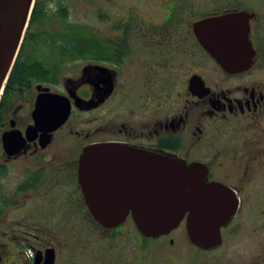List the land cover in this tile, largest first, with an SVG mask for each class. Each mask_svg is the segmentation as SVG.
Here are the masks:
<instances>
[{"label":"flooded vegetation","instance_id":"flooded-vegetation-1","mask_svg":"<svg viewBox=\"0 0 264 264\" xmlns=\"http://www.w3.org/2000/svg\"><path fill=\"white\" fill-rule=\"evenodd\" d=\"M161 1L163 9L145 16L119 17L115 38L95 33L97 42H89L87 25L69 12L77 0H35L0 99V264H73V246L85 241L73 234L76 226L113 229L114 242L115 228L133 220L129 215L107 228L89 210L79 169L85 147L96 144L206 165L208 179L229 186L238 201L221 234L236 226V186L215 176L209 163L215 157L196 153L204 142L215 152L224 143L237 159L261 132L264 0ZM53 15L65 20L57 33L45 26ZM73 32L82 41H65ZM135 36L146 41L131 42ZM136 45L142 53L132 51ZM40 97L67 107L65 122L36 124ZM172 232L134 236L129 264L135 256L138 264L149 263L152 242L174 245ZM114 258L118 264L123 256ZM168 260L160 264L173 263Z\"/></svg>","mask_w":264,"mask_h":264},{"label":"water","instance_id":"water-1","mask_svg":"<svg viewBox=\"0 0 264 264\" xmlns=\"http://www.w3.org/2000/svg\"><path fill=\"white\" fill-rule=\"evenodd\" d=\"M33 4L34 0H0V97ZM50 99H38L35 120L39 125L56 120L57 127L68 117V108L54 107ZM79 171L89 210L107 228L131 215L141 233L159 236L186 218L190 240L210 249L222 242L221 228L238 206L229 186L208 179L206 165L171 156L96 144L85 147Z\"/></svg>","mask_w":264,"mask_h":264},{"label":"rangeland","instance_id":"rangeland-1","mask_svg":"<svg viewBox=\"0 0 264 264\" xmlns=\"http://www.w3.org/2000/svg\"><path fill=\"white\" fill-rule=\"evenodd\" d=\"M66 1L70 5L69 0ZM77 1L78 5L72 6L71 11L69 10L72 20L86 24L92 35L97 34L105 38H115L119 32L117 29L119 17L125 19L129 15L138 18L145 16L147 10L163 9L164 6L161 0H88L87 3L84 0ZM103 12L105 16H101ZM120 23L124 24V22ZM137 23H140L142 27L146 25L139 21ZM64 24V16L53 15L47 19L45 26L53 33H57L65 28ZM76 35L78 34L73 32V36L82 41L80 36L76 37ZM87 38L89 42H97L95 37L88 35ZM72 39L73 37L65 41H72ZM130 41L144 44L146 40L135 36ZM136 48L139 46H134L132 51L142 53ZM187 57L189 54L186 52L185 58ZM181 100L179 99L178 104L175 103L174 106H180ZM212 124L213 121L208 117L206 125ZM259 128L261 132L258 137L253 138L250 146L240 148L237 159L234 157V152L227 150L224 143L219 147V152L213 151V147L205 142L197 147V155H204L207 159L215 157V160L209 162L215 176L237 188L241 200L240 211L235 218L236 226L232 224L230 227L223 228L221 244L216 248L205 250L190 241L184 219L170 235V237L173 235L176 237L174 245L157 246L156 242H152L153 248L151 247L147 264H160L164 257H169L168 261H173L172 264H264V119L263 123L259 124ZM212 154L216 155L212 156ZM112 230L98 228L92 223L76 226L73 234L82 235L81 239L85 241L83 245L80 242L79 245L73 246V264H116L113 262L118 253L123 256L122 262L118 264H129L128 258L132 260L133 250L137 251L134 236L140 231L130 219L115 228L117 239L112 242L111 236L108 235ZM109 243L113 246H109ZM103 251L105 253L101 255ZM128 252L130 257L126 256ZM135 257L138 264L139 256ZM140 261L147 262V259L141 258Z\"/></svg>","mask_w":264,"mask_h":264},{"label":"trees","instance_id":"trees-1","mask_svg":"<svg viewBox=\"0 0 264 264\" xmlns=\"http://www.w3.org/2000/svg\"><path fill=\"white\" fill-rule=\"evenodd\" d=\"M34 10V9H33ZM88 35L90 36V37H94V35H92V33H88ZM73 41H78V39L77 38H75L74 36H73V39H72Z\"/></svg>","mask_w":264,"mask_h":264}]
</instances>
